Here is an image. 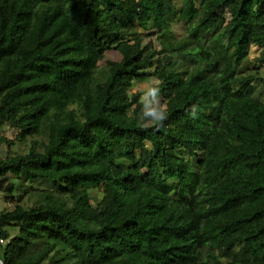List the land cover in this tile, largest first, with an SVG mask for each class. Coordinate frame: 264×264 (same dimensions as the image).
Wrapping results in <instances>:
<instances>
[{
	"label": "trees",
	"instance_id": "16d2710c",
	"mask_svg": "<svg viewBox=\"0 0 264 264\" xmlns=\"http://www.w3.org/2000/svg\"><path fill=\"white\" fill-rule=\"evenodd\" d=\"M253 46L264 0H0V130L32 142L0 134V176L52 187L0 211L4 263L264 264ZM151 77L159 126L131 91Z\"/></svg>",
	"mask_w": 264,
	"mask_h": 264
},
{
	"label": "rangeland",
	"instance_id": "374dc122",
	"mask_svg": "<svg viewBox=\"0 0 264 264\" xmlns=\"http://www.w3.org/2000/svg\"><path fill=\"white\" fill-rule=\"evenodd\" d=\"M173 30V38L174 39H183L186 35V24L184 22H175L172 26ZM131 33L133 32H142V29L139 26H133L130 30ZM146 44V42H145ZM261 56V49L258 46H253L250 49L248 59H247V67L245 69L246 74H255L259 77H264V62L259 60ZM120 53L112 49L106 53V60H118L120 59ZM104 64V63H103ZM103 80V77L100 73L94 74V76L90 79L89 85L91 87L94 86L96 81ZM159 80L156 77H151L145 81H137L132 84L131 91L132 92H140L141 93V100L144 94L148 91L153 84L158 83ZM256 95L259 98L264 97V86L260 82H256ZM160 104L165 105L162 103V99L158 97ZM143 101V100H142ZM146 103L152 104L153 101L151 97H148ZM0 105H1V95H0ZM70 109H74L77 114L80 113V103L76 101L75 103L71 104ZM0 134L6 135L11 140H14L16 143L11 147L10 153L11 154H24L27 153L29 148L31 147V140H27L25 142L19 141L15 139V134L11 131L10 128L7 126H3L0 130ZM36 139L43 140L45 139L44 134L35 136ZM7 154L6 145L0 146V157H3ZM12 185V188L9 189V186ZM45 188H52L51 185L48 183H33L30 184L29 182H23L20 176H15L13 174H8L5 176H0V211L4 209L13 208L17 203H21L25 206H31L35 203L38 198L39 190ZM27 191V192H26ZM92 195L95 198H100L101 193L97 190L92 191ZM95 203V201H94Z\"/></svg>",
	"mask_w": 264,
	"mask_h": 264
},
{
	"label": "clouds",
	"instance_id": "9594fccd",
	"mask_svg": "<svg viewBox=\"0 0 264 264\" xmlns=\"http://www.w3.org/2000/svg\"><path fill=\"white\" fill-rule=\"evenodd\" d=\"M159 92L160 89L158 86H152L142 97L144 102L143 116L145 118H149L150 122L156 126H159L167 118L166 106L160 104L158 99ZM148 97H151L153 101V105L151 107L145 106V102Z\"/></svg>",
	"mask_w": 264,
	"mask_h": 264
},
{
	"label": "water",
	"instance_id": "95a60500",
	"mask_svg": "<svg viewBox=\"0 0 264 264\" xmlns=\"http://www.w3.org/2000/svg\"><path fill=\"white\" fill-rule=\"evenodd\" d=\"M0 264H5L4 259L2 257H0Z\"/></svg>",
	"mask_w": 264,
	"mask_h": 264
},
{
	"label": "built area",
	"instance_id": "2783aa9c",
	"mask_svg": "<svg viewBox=\"0 0 264 264\" xmlns=\"http://www.w3.org/2000/svg\"><path fill=\"white\" fill-rule=\"evenodd\" d=\"M1 241H3V240H1Z\"/></svg>",
	"mask_w": 264,
	"mask_h": 264
}]
</instances>
